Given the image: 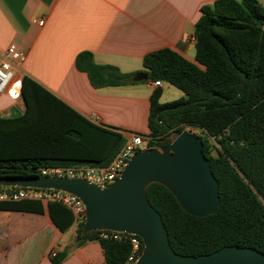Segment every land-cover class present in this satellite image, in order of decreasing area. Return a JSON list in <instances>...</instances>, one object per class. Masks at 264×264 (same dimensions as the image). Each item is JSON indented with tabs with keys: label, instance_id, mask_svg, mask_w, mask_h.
Instances as JSON below:
<instances>
[{
	"label": "trees",
	"instance_id": "trees-1",
	"mask_svg": "<svg viewBox=\"0 0 264 264\" xmlns=\"http://www.w3.org/2000/svg\"><path fill=\"white\" fill-rule=\"evenodd\" d=\"M194 27V62L171 49L146 54L148 81L167 83L185 98L162 104L163 89L149 98L150 146L168 145L176 132L201 131L203 154L218 182L219 205L205 217L186 214L162 185L146 196L160 214L172 250L183 256L210 254L224 246L248 247L264 254V7L258 0H215L199 9ZM75 67L95 89L131 82L132 75L97 65L84 51ZM22 82L24 113L0 117V178L42 176L41 170L72 166L106 167L125 143L111 128L97 125L59 99L50 100ZM8 188L0 187V191ZM20 190L22 188H11ZM0 210L42 214L65 232L73 215L59 202L0 201ZM78 245L97 241L104 264H129L127 237L99 239L81 234ZM142 246L139 251L141 254ZM65 253L52 258L60 264Z\"/></svg>",
	"mask_w": 264,
	"mask_h": 264
},
{
	"label": "crops",
	"instance_id": "crops-1",
	"mask_svg": "<svg viewBox=\"0 0 264 264\" xmlns=\"http://www.w3.org/2000/svg\"><path fill=\"white\" fill-rule=\"evenodd\" d=\"M214 1L0 0V52L10 46L22 52L19 78L50 100L59 99L92 123L124 137L147 135L149 98L155 87L143 78V57L171 49L194 62L192 38L199 9ZM258 1L264 7V0ZM84 51L92 54L95 64L132 75L131 82L93 88L75 67V58ZM14 109L19 116L24 113L23 97L13 101L1 94L0 117H19L11 116ZM77 226L73 221L61 233L46 211L0 210V264H52L51 254L63 252L60 264H104L97 241L78 245Z\"/></svg>",
	"mask_w": 264,
	"mask_h": 264
},
{
	"label": "water",
	"instance_id": "water-1",
	"mask_svg": "<svg viewBox=\"0 0 264 264\" xmlns=\"http://www.w3.org/2000/svg\"><path fill=\"white\" fill-rule=\"evenodd\" d=\"M150 184L164 186L193 217L211 215L219 205L218 182L202 140L185 130L176 132L166 146L135 153L106 187L69 177L0 178V187L55 190L77 197L85 208L82 235L112 231L139 237L142 251L133 264H264V254L248 247L224 246L198 256L175 253L160 214L147 199Z\"/></svg>",
	"mask_w": 264,
	"mask_h": 264
},
{
	"label": "built area",
	"instance_id": "built-area-1",
	"mask_svg": "<svg viewBox=\"0 0 264 264\" xmlns=\"http://www.w3.org/2000/svg\"><path fill=\"white\" fill-rule=\"evenodd\" d=\"M39 25H43V20L37 21ZM194 41V37L192 38ZM25 59V55L18 51L14 46H10L0 52V95L5 94L11 100L17 101L22 94V81L18 76L21 64ZM157 88L161 87L160 81L152 82ZM151 138L148 135L128 134L125 137V143L106 167H90V166H72L66 168H53L41 170L42 176L50 177H69L78 178L95 184L99 187H106L113 183L121 174L126 162L138 151L144 149H153L150 146ZM21 200H35L43 202H59L64 205L73 215L75 223H83L85 217V208L82 202L75 196L61 191L22 188L20 190L0 191V201L17 202ZM99 239L120 240L127 237L131 246V253L127 259L129 264L135 263L139 257V251L142 242L139 237L128 235L126 233H118L112 231H98ZM52 257L56 253L51 254Z\"/></svg>",
	"mask_w": 264,
	"mask_h": 264
},
{
	"label": "rangeland",
	"instance_id": "rangeland-1",
	"mask_svg": "<svg viewBox=\"0 0 264 264\" xmlns=\"http://www.w3.org/2000/svg\"><path fill=\"white\" fill-rule=\"evenodd\" d=\"M181 98H185L184 94L181 91H179L178 89L174 88L171 85H167V84L163 85V94L160 99L162 104L177 101ZM20 114L21 112L19 110L14 109L11 111L12 117L19 116ZM185 131L190 132L192 134H196L198 136H202L201 131L198 129L186 128Z\"/></svg>",
	"mask_w": 264,
	"mask_h": 264
}]
</instances>
